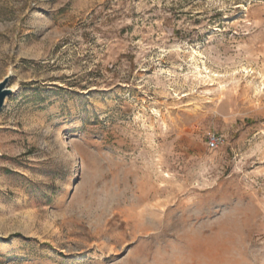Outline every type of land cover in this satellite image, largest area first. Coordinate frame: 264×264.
<instances>
[{
	"label": "rangeland",
	"instance_id": "1",
	"mask_svg": "<svg viewBox=\"0 0 264 264\" xmlns=\"http://www.w3.org/2000/svg\"><path fill=\"white\" fill-rule=\"evenodd\" d=\"M7 75L0 264H264V0H0Z\"/></svg>",
	"mask_w": 264,
	"mask_h": 264
},
{
	"label": "bare ground",
	"instance_id": "2",
	"mask_svg": "<svg viewBox=\"0 0 264 264\" xmlns=\"http://www.w3.org/2000/svg\"><path fill=\"white\" fill-rule=\"evenodd\" d=\"M9 87L12 90H15V85L9 84ZM187 246L189 247L190 251H194V252L191 253L192 254L191 256H192V259H193L192 262L201 263L202 262L201 261V257H200V255L196 251H219L218 246H220V244L219 243L207 244V246H206L205 243L204 244L202 243V241L195 240V241H192L190 243H187ZM220 250H221V248H220ZM207 256L208 257L212 256V258L210 260V263L211 262L212 263H216L219 260V258L217 257V255L208 254Z\"/></svg>",
	"mask_w": 264,
	"mask_h": 264
},
{
	"label": "water",
	"instance_id": "3",
	"mask_svg": "<svg viewBox=\"0 0 264 264\" xmlns=\"http://www.w3.org/2000/svg\"><path fill=\"white\" fill-rule=\"evenodd\" d=\"M10 75L3 77L0 80V110L4 106L5 99L12 93V89L9 87Z\"/></svg>",
	"mask_w": 264,
	"mask_h": 264
},
{
	"label": "built area",
	"instance_id": "4",
	"mask_svg": "<svg viewBox=\"0 0 264 264\" xmlns=\"http://www.w3.org/2000/svg\"><path fill=\"white\" fill-rule=\"evenodd\" d=\"M218 143H219V140H218V138L215 137V136H212V137H210V138L208 139V145H209L210 147H216V146L218 145Z\"/></svg>",
	"mask_w": 264,
	"mask_h": 264
}]
</instances>
